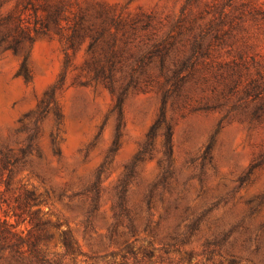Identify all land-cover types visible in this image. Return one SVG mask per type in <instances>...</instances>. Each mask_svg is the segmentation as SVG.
<instances>
[{"label":"rangeland","instance_id":"obj_1","mask_svg":"<svg viewBox=\"0 0 264 264\" xmlns=\"http://www.w3.org/2000/svg\"><path fill=\"white\" fill-rule=\"evenodd\" d=\"M7 152L0 264H264V0H0Z\"/></svg>","mask_w":264,"mask_h":264},{"label":"trees","instance_id":"obj_2","mask_svg":"<svg viewBox=\"0 0 264 264\" xmlns=\"http://www.w3.org/2000/svg\"><path fill=\"white\" fill-rule=\"evenodd\" d=\"M26 78H29L27 73H26ZM161 123H166L167 124L168 142L170 143V146H171L172 136H173V132H174V125L167 121V113H166L165 107L162 110V114H161V117H160L158 123H156L153 126V129H152V133L153 134L156 132L157 128L160 126ZM143 153H144V151H142V154ZM15 161L16 160H14V157L12 155H10L9 152L4 153L3 155H0V163L5 168H7L8 166L14 165ZM26 199H27V204L28 205L42 204V203H46L47 200H48L45 194H38L35 190L29 191L27 193ZM0 223H5L6 225L8 224V222L6 220L2 221L1 218H0ZM58 227H62V224L59 223ZM62 235H63V240H64L66 246L67 247H71L72 246V233H71V230L70 229L63 230L62 231ZM231 262H232V264L234 263L233 259H232Z\"/></svg>","mask_w":264,"mask_h":264}]
</instances>
